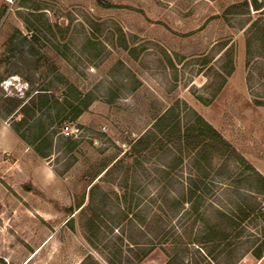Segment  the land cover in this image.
Returning a JSON list of instances; mask_svg holds the SVG:
<instances>
[{
  "label": "rangeland",
  "instance_id": "1",
  "mask_svg": "<svg viewBox=\"0 0 264 264\" xmlns=\"http://www.w3.org/2000/svg\"><path fill=\"white\" fill-rule=\"evenodd\" d=\"M257 1L0 0V264H257L250 171L215 156L189 199L192 156L161 135L132 152L174 107L264 161Z\"/></svg>",
  "mask_w": 264,
  "mask_h": 264
},
{
  "label": "trees",
  "instance_id": "2",
  "mask_svg": "<svg viewBox=\"0 0 264 264\" xmlns=\"http://www.w3.org/2000/svg\"><path fill=\"white\" fill-rule=\"evenodd\" d=\"M254 4L255 8L259 9L261 4L258 3L257 0H254ZM24 39L28 43L27 38L24 37ZM39 96L43 99L42 96L44 95ZM44 98V102L49 101L45 96ZM70 106H72V104L68 103L66 107ZM87 106L88 104L85 105V108H87ZM82 112L83 109L75 107L73 118H77ZM193 116L194 119L190 123L182 125L179 114L175 112L174 107H170L155 119L153 126L157 129L156 131L152 129L135 140L132 145V152L141 153L146 151L150 148L151 143L157 140L159 135H161V142L166 141L167 144L172 143L173 146L177 147V152L180 154L179 157H177L179 163L183 162L184 154L192 156L195 166L202 172V175L189 178L190 186L187 194L189 199H192L196 196L197 192L202 190V184H204L203 180L210 175L212 160L215 156L225 158L226 160H235L242 165L246 171H250L251 175L249 178H252L254 182H256L258 186L257 192L264 195V176L199 113L193 111ZM21 122L24 123V118L21 119L20 123ZM18 130L19 129H17V132L20 137L26 140L25 134L20 133ZM46 141V137H39L35 143V149L42 157L47 156V153L42 148L43 143ZM108 165L109 163H103L99 171L94 175V178L105 171ZM245 216H247V214ZM253 254L258 259L264 255V242H261L258 249L253 250Z\"/></svg>",
  "mask_w": 264,
  "mask_h": 264
},
{
  "label": "crops",
  "instance_id": "3",
  "mask_svg": "<svg viewBox=\"0 0 264 264\" xmlns=\"http://www.w3.org/2000/svg\"><path fill=\"white\" fill-rule=\"evenodd\" d=\"M246 159L247 161L258 171L260 172L263 176H264V161H261V160H258V161H250L251 159H249V157L245 156L244 154H242ZM253 163L255 164V166L253 165ZM255 257V256H254ZM256 262L257 264H264V255L258 259L256 258Z\"/></svg>",
  "mask_w": 264,
  "mask_h": 264
},
{
  "label": "built area",
  "instance_id": "4",
  "mask_svg": "<svg viewBox=\"0 0 264 264\" xmlns=\"http://www.w3.org/2000/svg\"><path fill=\"white\" fill-rule=\"evenodd\" d=\"M62 133L65 137H77L79 131L74 127L73 123H65L62 126Z\"/></svg>",
  "mask_w": 264,
  "mask_h": 264
}]
</instances>
